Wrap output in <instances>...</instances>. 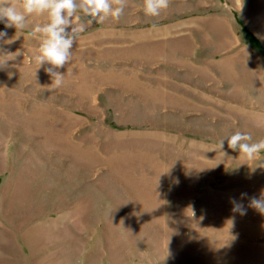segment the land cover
<instances>
[{
  "label": "rangeland",
  "instance_id": "obj_1",
  "mask_svg": "<svg viewBox=\"0 0 264 264\" xmlns=\"http://www.w3.org/2000/svg\"><path fill=\"white\" fill-rule=\"evenodd\" d=\"M45 22H0L21 53L0 70V264H264V152L219 151L264 139V0H127L60 87L30 62Z\"/></svg>",
  "mask_w": 264,
  "mask_h": 264
},
{
  "label": "clouds",
  "instance_id": "obj_2",
  "mask_svg": "<svg viewBox=\"0 0 264 264\" xmlns=\"http://www.w3.org/2000/svg\"><path fill=\"white\" fill-rule=\"evenodd\" d=\"M169 2L170 0H143V11L149 16H159L161 10L169 6ZM126 7L127 0H0V22H4L5 28L14 27L17 32L28 27V16L35 14L46 17L45 23L36 24L29 30V34L39 40L30 62L35 63V72L44 68L51 78V85L60 87L64 82V74L58 69L70 62L77 35L94 22L103 23L109 17L119 20ZM7 35L6 31H0V41H4ZM13 40L9 39L7 42L11 43ZM19 55V51L11 53L0 48V70H5L8 61L15 60ZM45 65L48 67H44ZM8 74L12 75L11 72ZM258 125L264 126V116L259 118ZM225 141L228 148L238 151L239 156L245 160L258 159L261 152H264V139L251 142L252 137L247 133L237 131L220 139L221 152ZM246 195L241 194L242 197ZM249 207L264 214V194L260 198L250 197ZM234 211L246 214V209L241 204H237Z\"/></svg>",
  "mask_w": 264,
  "mask_h": 264
}]
</instances>
